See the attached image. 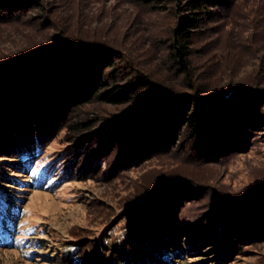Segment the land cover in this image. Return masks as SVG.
I'll list each match as a JSON object with an SVG mask.
<instances>
[{"label":"rangeland","instance_id":"rangeland-1","mask_svg":"<svg viewBox=\"0 0 264 264\" xmlns=\"http://www.w3.org/2000/svg\"><path fill=\"white\" fill-rule=\"evenodd\" d=\"M38 1L41 10L25 7L24 23L0 22V60L33 41L31 35L45 39L60 33L106 43L134 67L171 86L182 85L165 49L177 18L174 4L154 11L130 0ZM218 11L191 46L192 79L207 89L245 81L264 87V0H230ZM126 106L94 101L63 114L57 110L46 123L43 118L40 155L30 169L13 163V144L0 138V195L13 225L11 245H0V264H109L111 253L119 243L125 249L128 233L136 229L130 224L135 205L173 176L205 187L199 197L182 203L180 222L190 223L205 215L208 201L239 198L264 182V130L251 135L242 151L213 161L171 150L125 169L113 167L116 150L95 156L93 136ZM92 117L99 120L90 132L78 135L65 127ZM218 223L216 228L224 227V219ZM218 231L180 228L173 238L178 253L169 260L155 255L154 263L264 264V233L237 241Z\"/></svg>","mask_w":264,"mask_h":264},{"label":"trees","instance_id":"trees-1","mask_svg":"<svg viewBox=\"0 0 264 264\" xmlns=\"http://www.w3.org/2000/svg\"><path fill=\"white\" fill-rule=\"evenodd\" d=\"M130 1L154 11L174 4L177 18L165 49L175 75L183 78L182 85L171 86L134 67L119 49L106 43L60 33L45 39L31 35L33 41L0 60V138L13 144L14 164L30 169L40 155L45 132L38 128L40 120L45 118L46 123L57 110L63 114L94 101L127 105L93 136L95 156L116 150L115 168L125 169L171 150L217 160L242 151L251 135L264 130V87L258 82L207 89L191 77L192 44L230 0ZM26 6L43 7L38 0H0V22L24 23ZM98 120L87 118L65 127L81 135ZM22 134L17 143L15 138ZM189 183L187 177L173 176L142 197L130 223L136 229L125 240L130 242L125 249L119 243L109 264H156L155 255L171 259L178 253L173 238L180 228L206 233L218 229L224 239L237 241L264 233V182L239 198L208 201L205 215L193 223L180 222V209L183 201L199 197L205 187ZM4 201L0 195V245L10 246L13 225ZM215 219H224V227L216 228Z\"/></svg>","mask_w":264,"mask_h":264}]
</instances>
